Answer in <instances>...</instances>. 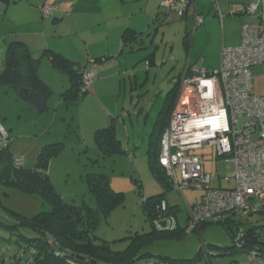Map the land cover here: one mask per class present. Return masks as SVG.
<instances>
[{
  "label": "rangeland",
  "instance_id": "rangeland-1",
  "mask_svg": "<svg viewBox=\"0 0 264 264\" xmlns=\"http://www.w3.org/2000/svg\"><path fill=\"white\" fill-rule=\"evenodd\" d=\"M164 12L157 6L156 13L149 20L145 17L133 16V23L142 28L141 21L151 25L146 28L144 35L145 50H138L128 54L118 55L121 49V34L127 18L119 20L113 17L103 29H111L109 38L95 40V44L85 46L84 38L79 32L71 37H63L62 44L78 50L76 58L81 63L88 61L86 72L94 75V81L83 89L87 94H80L77 99L67 100L65 91L71 87L67 75H51L49 57L44 55L46 49L60 44L51 38L53 29L50 21L46 30L49 35L41 32L31 35L32 30L40 31L39 23H33L37 18L36 9L26 1L0 0V73L7 65V47L11 41L22 40L30 46L34 57H42L39 63L42 73L51 79V93L46 99V109L40 113L30 103L24 101L17 90L10 85H0V143L6 137L10 140V153L12 156L24 159L26 169L36 168L38 156L46 145L61 144L62 148L48 166V176L64 202L77 208H95L96 197L92 193L89 178L93 175H106L111 187L116 192H123L126 200L123 205L114 209L103 219L95 232V243H109L113 250L124 251L130 243H136L139 234L153 232V224L145 214L143 201L163 194L166 187L154 175L148 160V143L154 123L166 105L168 93L175 87L179 76L187 68L188 52L185 48V34L196 32L194 29V16L196 3L189 7L188 18L185 20L178 15L175 0H164ZM219 1L210 0L209 7L212 15L217 9ZM8 3V4H7ZM140 3L129 7L131 12L141 8ZM171 8V10H169ZM120 9V8H119ZM124 13V8L120 9ZM42 19L51 20V15ZM155 17V19H154ZM219 18V17H218ZM143 24V22H142ZM45 27V26H44ZM158 28V30H156ZM44 28V31H46ZM52 30V32H51ZM150 33L147 35V33ZM157 32V34H155ZM52 33V34H51ZM91 35L100 38L102 32H93ZM221 38L212 30L198 35L195 46L192 47V60L199 54H213ZM71 41V42H69ZM71 43V44H70ZM52 50V49H51ZM155 52L156 65L148 67L145 57ZM101 53H109L114 58L94 64L92 58ZM119 56V57H118ZM190 56V55H189ZM194 61V60H193ZM218 63L216 69L220 66ZM92 90V86L96 85ZM90 89L92 91H90ZM132 121V122H131ZM117 125V132L123 142V147L131 154L105 157L95 142L97 130L106 128L111 124ZM133 126V127H132ZM204 156L205 165L213 177V184L222 188L234 187L235 164L224 159H217L216 150L206 147L197 151ZM6 158V157H5ZM229 178V180H226ZM219 180V181H218ZM167 200L171 206L180 207L178 220L185 226L187 220V204L199 202L203 192L199 189L189 188L182 193L167 189ZM186 199V200H185ZM0 223L14 224L9 218L6 209H11L33 220L44 209L43 200L38 193H28L12 183V171L7 163L0 167ZM169 209V208H168ZM165 210V209H163ZM166 213V211H165ZM242 218L240 230L244 231L252 224H256L262 217L260 213L237 216ZM260 239L264 241V223L260 224ZM170 231L168 229L162 230ZM19 234L28 238L36 237V233L29 228L21 227L14 233L0 227V264L9 262L10 255H21L28 249V243ZM23 247L19 248L18 242ZM140 250L144 255L156 257H169L175 259L194 257L198 251L207 245L232 246L230 233L222 224L212 223L202 232L190 231L183 238H154L149 239ZM214 250V249H211ZM209 251L218 254L217 250ZM22 251V252H20ZM224 251V250H220ZM203 259L196 264H208L206 253ZM27 259L29 253H26ZM188 257V258H187ZM236 256L210 257L212 264H228ZM246 258H241L244 261ZM26 261L23 260L22 264Z\"/></svg>",
  "mask_w": 264,
  "mask_h": 264
},
{
  "label": "trees",
  "instance_id": "trees-1",
  "mask_svg": "<svg viewBox=\"0 0 264 264\" xmlns=\"http://www.w3.org/2000/svg\"><path fill=\"white\" fill-rule=\"evenodd\" d=\"M130 30L127 29L123 34L124 44L120 52L121 55L140 50V48L137 49V47L133 46V43L139 39V35H131ZM137 43L141 45L145 41L144 39H139ZM189 44L190 36L187 34L185 45L188 49L190 47ZM154 53L145 57L148 67L156 65ZM47 54L55 66L65 71L70 78L71 87L64 94L67 97L66 99L75 100L80 94H87L88 89L82 88L86 67L77 65L60 52L47 50ZM40 60V58L33 57L24 41H11L7 47L6 68L0 73V85H10L17 92H20L22 88H30L47 99L51 93V87L39 74ZM100 60L99 58L97 61ZM181 76H179L175 87L168 93L167 106H164L158 115L149 137L148 160L151 170L166 187L163 194L144 199L143 201L145 214L152 222L154 230L150 234L137 235L136 243H130L124 251L113 250L112 246L106 242L95 243V232L100 222L106 219L114 209L123 205L126 200L125 193L116 192L112 189L109 178L106 175H92L89 178L91 191L97 201L96 207L77 208L66 204L63 198L55 192L47 173L49 162L61 150V144L44 146L34 169H26L24 164L19 168L14 165V156L10 153V141L8 146L0 147V167L7 163L12 171V183L25 192L40 194L44 206V209L33 220L16 211L6 209L9 213V218L14 224L6 225L0 223V227L7 231L11 230L13 233L21 227H26L36 233V237L33 238L19 234L27 243L29 242L28 249L20 256L17 254L10 255L8 264H22L23 260L26 261L25 264H195L203 259L204 253H208L206 257L208 261L210 260L213 253L209 251L214 249L211 251L216 252L217 249H220L218 248L219 246L207 245L202 247L194 258L177 260L176 262L168 257L144 255L140 250L149 242L147 241L149 239L158 237L182 238L188 233V217L185 226H182L178 220L176 227L170 231L162 232L165 227L156 224V221L165 216L167 212L178 219L179 211H181L179 205L170 207L166 213L162 209L164 201L169 203L167 200V189L173 190V183L159 163L161 138L172 116L179 92ZM116 127L117 125L112 123L106 128L97 130L95 133V142L105 157L131 154L130 151L123 147V142L118 135ZM0 206L3 207L1 200ZM260 214L264 215V211ZM233 217H237V215ZM233 217H229L225 222L205 223L200 226V231L206 229L212 223L222 224L231 235L232 251L247 254L252 250H257L264 253V246L261 244L260 234H258L256 228L248 227L245 231H241L239 226L241 222H238ZM233 221L239 223L237 228L230 224ZM241 234L242 237L240 236ZM17 242L19 248L22 249L20 241ZM237 243L242 244V250H236L235 246ZM226 249L229 250L228 248ZM27 252L29 253L28 259L26 256ZM217 253L220 254V251H217ZM224 254H227V252Z\"/></svg>",
  "mask_w": 264,
  "mask_h": 264
},
{
  "label": "built area",
  "instance_id": "built-area-1",
  "mask_svg": "<svg viewBox=\"0 0 264 264\" xmlns=\"http://www.w3.org/2000/svg\"><path fill=\"white\" fill-rule=\"evenodd\" d=\"M188 1L175 0L171 7L183 16ZM259 11V0L246 8L247 15L256 16ZM43 12L50 14L49 7ZM203 21L202 16L196 17L197 24ZM259 65H264V25L254 22L244 26L239 47L223 49L219 69L193 67L182 78L179 100L161 138L159 163L178 192L192 186L203 192L200 201L188 209V231L205 223L225 222L234 215L264 211V98L253 93ZM94 79L86 72L83 85L89 86ZM8 143L4 137L0 147ZM210 146L218 159L235 164L234 187L213 185L204 156L197 153ZM23 164V158L15 157L17 168ZM168 208L164 201L162 209L167 212ZM177 223V217L168 212L156 221L168 230ZM235 248L243 249L241 243ZM263 254L252 250L246 260L232 264H264Z\"/></svg>",
  "mask_w": 264,
  "mask_h": 264
},
{
  "label": "crops",
  "instance_id": "crops-1",
  "mask_svg": "<svg viewBox=\"0 0 264 264\" xmlns=\"http://www.w3.org/2000/svg\"><path fill=\"white\" fill-rule=\"evenodd\" d=\"M9 1L10 0H7V2ZM20 1H26V3H28L31 6H34L36 9L39 6L40 10L42 9L43 6H48L51 11V16H52L50 18L51 20L49 19L45 20L41 18L43 16L41 12H39V9H38V11L36 12L37 18L34 20L33 23H37V22L39 23L40 31L39 30L30 31L29 35H27L28 38L31 35H39L41 32H44V33L47 32V34L49 35L50 33H48V31L46 30V27L49 28V26L45 23V21H50V25L53 29V35H49V36L55 40H58L57 42H61L63 37H68L69 39V37L73 35H77L78 34L77 32H79L81 36H83V38L85 39L84 40L85 46L90 45V43H93L94 45L97 46L98 44H95L96 42L95 40L109 38L110 35H106V34L112 32L111 29L105 32L103 29L104 25H106L110 20H112L113 17H118L119 20H124L127 18V23H125V25L123 26V28L124 27L125 28L121 34L120 52L122 51L123 49L122 47L124 44L122 37L127 29H131L130 30L131 35L133 34H135V36L139 35V39H140V36L144 35L146 32L147 27L145 28L144 26H146L147 22L144 23V21H141L142 28L140 29L136 25H134L133 16L137 15L138 18L145 17L147 20H149L151 16L156 13L158 9L157 6L160 8V12L162 13V11L164 12V8L162 7L164 6L163 3L166 4L164 0H18V2ZM209 1L210 0H197L195 2L196 7H195V16H194V29L196 32L194 33L193 31V33H191L188 31V33L185 34V37L187 34L188 36H190L189 49L185 45L186 51L188 52V61L186 63V66L188 69L197 67V68H203L209 71L217 70L216 68L218 66V63L221 61V54H222L223 49L239 47L242 44L243 31H244V26L246 24L257 22V23H261L262 25H264V0H259L260 1V11L258 12L259 14H257L256 16L247 15L246 8L250 3H252L253 1H257V0H222V1H219V4L220 3L221 4L218 5V9L212 15L208 16L207 12L211 11V8L209 7L210 5ZM135 3H140L142 5L141 8H139V10L136 13L131 12V9H129V7ZM119 8L120 9L124 8V13L120 12L118 15V12L120 11ZM188 13H189V10H188ZM188 13H187V17L185 18V20L188 18ZM158 15L159 13L156 15V18H159ZM197 15L203 16L205 18L204 23L202 24L196 23ZM150 26L151 25L148 23L147 29H149ZM44 28L46 31H44ZM156 30H158V28ZM212 30L215 31L219 35L221 34V38L218 44L216 45V48L214 49L213 54L208 53L204 55L201 53L195 56L193 59L194 61H193L191 59L193 56L191 48L195 46L196 38L198 37V35L205 33V31L211 34ZM100 31L102 32L103 36H100L99 39L98 37L96 39L94 35H91V33L93 32H100ZM149 34L150 33L148 32L147 35ZM155 34H157V32H155ZM139 39H137V41L133 43V46L137 47V49L140 48V50L147 49L148 47H146L145 43L141 45L137 43ZM184 42H185V38H184ZM28 47L30 49V52L32 53L30 46ZM51 49L53 51L62 53L64 56H66L71 61L75 62L77 65L85 66L86 69L87 67L90 68L89 66H87L88 61L85 63L84 62L81 63L80 59L76 58V54L79 52L78 50H76L75 48L71 46L69 47V46L63 45L62 42L60 44L56 43L54 46H51L48 49H46L44 52V55H47L49 57V55L47 54V50H51ZM135 51H138V50H135ZM120 52L118 54L119 56L121 55ZM154 55H155V61H156L157 55L156 53H154ZM42 57H39V58L42 59ZM114 57H117V56H114V55L112 56L109 53H101V55H96L95 58H92V62L96 64V63H99L100 61H104V60H107L108 58H114ZM35 58H38V57H35ZM99 58L101 60L97 61ZM41 66L42 65L38 67L39 74L51 87L50 85L51 79H48L49 77L47 75L45 76L42 73ZM49 67L50 68L47 70L49 71L51 75H57L59 77L61 76V78L63 79L66 77L64 75L68 76V74L65 71L55 66V64L51 61L50 58H49ZM97 84L92 86V90L96 89ZM92 90L90 89V91ZM253 93L255 96L264 98V65H259L255 69V77L253 81ZM205 169L207 170L206 165H205ZM212 183H213V177H212ZM214 186L220 187L219 184L214 185ZM186 204L191 205V206L195 205V203L194 204L188 203L187 200H186ZM233 218H235V220H237L238 222H241V223L243 222L241 217H233ZM234 221L230 222V224L233 225L234 228H237V224L239 225V223H236ZM259 221L261 222L252 224L250 227H255L258 234H261L260 224L264 223V215H262ZM261 244L264 246V241H262ZM218 248L220 249H217V250L219 251L224 250V251H221L220 254H213L211 255V257L222 256V254L223 256L225 255L236 256L235 259L230 260L228 264L234 261H240V259L243 257L244 258L247 257L246 253L232 251L231 246H228V245L223 246V247L219 246ZM226 248H228L229 250H227ZM225 252H227V254H224ZM194 257H190L189 259L194 258ZM171 259L174 260V262H176L177 260H184L186 258H181V259L171 258ZM208 264H212L211 259L208 261Z\"/></svg>",
  "mask_w": 264,
  "mask_h": 264
},
{
  "label": "water",
  "instance_id": "water-1",
  "mask_svg": "<svg viewBox=\"0 0 264 264\" xmlns=\"http://www.w3.org/2000/svg\"><path fill=\"white\" fill-rule=\"evenodd\" d=\"M190 3H191V0L188 1L185 7L187 8ZM19 94H20V97L24 101L30 102L36 108L38 112L43 113L45 111L46 99L40 93L30 88H22Z\"/></svg>",
  "mask_w": 264,
  "mask_h": 264
},
{
  "label": "clouds",
  "instance_id": "clouds-1",
  "mask_svg": "<svg viewBox=\"0 0 264 264\" xmlns=\"http://www.w3.org/2000/svg\"><path fill=\"white\" fill-rule=\"evenodd\" d=\"M196 1H197V0H191V3L188 5L187 8H185V12H184L183 16H181V18H184V19L186 18L187 13H188V10H189V7H190L191 5H193V3H195ZM45 7H48V6H43V7H42V10H44ZM49 9H50V8H49ZM42 14H43L44 16H49V15H51V11H50V14H48V15H45L44 12H42ZM178 15H179V14H178ZM179 16H180V15H179ZM197 16H200V15H197ZM202 17H203V16H202ZM203 19H204V21H205V18H204V17H203ZM204 21H203V23H204ZM201 24H202V23H201ZM190 69H191V68H190ZM190 69L187 68V69L183 72V74H182V76H181L179 92H178V96H177L176 101H175L174 108H175V106H176L177 101L179 100L182 78H183V76L186 74V72H188V70H190ZM174 108H173V110H174ZM172 113H173V111H172ZM9 141H10V140H9ZM8 144H9V143H8ZM217 159H218V158H217ZM23 160H24V159H23ZM218 160H219V159H218ZM170 180H171V179H170ZM173 189H174V187H173ZM167 204L169 205V208L172 207V206L170 205V203L167 202ZM190 206H191V205H187V217H188V209H189ZM200 229H201V227H200L199 229H197V230H194V231L201 232ZM187 232H190V231H187ZM207 254H208V253H207ZM207 254H206V255H207ZM209 255H211V254L209 253Z\"/></svg>",
  "mask_w": 264,
  "mask_h": 264
},
{
  "label": "bare ground",
  "instance_id": "bare-ground-1",
  "mask_svg": "<svg viewBox=\"0 0 264 264\" xmlns=\"http://www.w3.org/2000/svg\"><path fill=\"white\" fill-rule=\"evenodd\" d=\"M192 188H195V189H196V187H195V186H192Z\"/></svg>",
  "mask_w": 264,
  "mask_h": 264
}]
</instances>
